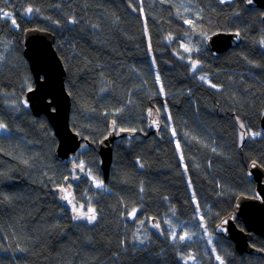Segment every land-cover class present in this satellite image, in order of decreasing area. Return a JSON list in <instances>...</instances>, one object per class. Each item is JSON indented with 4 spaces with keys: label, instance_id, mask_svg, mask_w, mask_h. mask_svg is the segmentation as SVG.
Segmentation results:
<instances>
[{
    "label": "trees",
    "instance_id": "1",
    "mask_svg": "<svg viewBox=\"0 0 264 264\" xmlns=\"http://www.w3.org/2000/svg\"><path fill=\"white\" fill-rule=\"evenodd\" d=\"M263 17L241 0H0V264H216L194 215L209 208L214 233L237 197L254 196L251 162L264 168ZM29 28L55 35L67 72L83 145L62 162L48 119L25 99L34 87ZM223 31L242 43L213 57L206 40ZM183 42L199 47L195 72ZM153 109L160 137L118 139L105 184L98 144L112 123L146 134ZM69 187L95 221L74 219L60 197ZM179 225L190 249L173 242ZM215 237L225 264H264ZM252 245L264 252V238Z\"/></svg>",
    "mask_w": 264,
    "mask_h": 264
},
{
    "label": "water",
    "instance_id": "2",
    "mask_svg": "<svg viewBox=\"0 0 264 264\" xmlns=\"http://www.w3.org/2000/svg\"><path fill=\"white\" fill-rule=\"evenodd\" d=\"M250 9L264 10V0H241ZM264 20V17H263ZM237 33H219L207 38L208 50L213 57H219L236 47L242 41ZM24 57L29 64L34 79V87L25 94L26 102L34 117L44 116L48 119L57 139L55 158L65 161L75 154L83 145V139L71 127L72 97L66 88L67 72L62 58L56 51L55 35L46 30L29 28L24 33ZM147 133L120 131L116 132L112 123L108 136L100 141L98 154L103 181L109 183L113 163L115 142L126 137L154 136L159 138L163 128V119L157 109L149 115ZM155 121V122H154ZM264 131V114L260 120ZM250 173L255 182L254 196L237 197L232 211L214 227L215 235L230 241L240 255L264 257V252L255 248L252 241L255 237L264 238V168L257 162H251ZM67 196L68 199H62ZM61 200L69 207L73 217L74 194L69 187L61 194ZM69 200L72 203H69ZM242 224V227L238 226ZM153 224L157 225L154 219Z\"/></svg>",
    "mask_w": 264,
    "mask_h": 264
},
{
    "label": "rangeland",
    "instance_id": "3",
    "mask_svg": "<svg viewBox=\"0 0 264 264\" xmlns=\"http://www.w3.org/2000/svg\"><path fill=\"white\" fill-rule=\"evenodd\" d=\"M221 1L222 2H228V1H232V0H221ZM184 43L185 42L181 43V44H183L182 46H185L181 51L185 54L186 57H188V61L190 63L196 62L194 59H192V55L197 53V51L199 50V47L196 44L193 43V46L191 48V46H189L187 43L186 44H184ZM186 48L187 49H191V51H186L185 50ZM197 66H198V62H197ZM3 133H6V131H5L3 126H0V135L3 134ZM92 181H93V184H94L95 188H97V189L103 188L104 183H103L102 180H99V179H97V178L92 176ZM97 184H100V186L97 187ZM65 190H67V188ZM231 191L232 190H229V193ZM229 193H228V195H229ZM207 211H209V208H207L205 211L197 210V212L195 213L194 217L197 219V221L200 222V223H198V225L202 229V231L204 233V236L208 237L206 239L207 240V245H208V247H210V248H212L214 250V255L216 257V264H221V261H223V264H225V261H224L223 257L219 254V250H218V247L220 246L219 244H221V243H219L216 240V237H215L216 235L212 232V230L210 231V229H209L208 223H209V220H210V216L207 215ZM184 233H186V232L184 231V229H182V225H179L177 227V229H175V231H174L176 239H173V242L179 243L180 250L182 249L181 247L183 245L187 246V249H190L188 246L190 245V242H191V238H190L191 234L188 235L187 237H185V239L181 240L180 236L184 235ZM191 257H193V256L190 253L189 258H191ZM217 257H219V259H217ZM188 262H189V264H197L198 260H196L194 258H191V260H189Z\"/></svg>",
    "mask_w": 264,
    "mask_h": 264
},
{
    "label": "snow or ice",
    "instance_id": "4",
    "mask_svg": "<svg viewBox=\"0 0 264 264\" xmlns=\"http://www.w3.org/2000/svg\"><path fill=\"white\" fill-rule=\"evenodd\" d=\"M247 2L249 4H251L252 3V0H247ZM31 11H32L31 8L27 9V12L30 13ZM3 15L6 16L7 18L11 19V23L13 25L16 24L15 19L12 18V15L10 13H3ZM73 22H75V21H73ZM185 22L186 23H191V21H185ZM16 26L18 27V25H16ZM236 35L239 36V33H237ZM262 43H264V41H262ZM185 50L186 51H191V49H187V48ZM196 68H197V62H192V71L195 72L196 71ZM200 79L205 80V81L207 80V78L204 77V76H201ZM243 127H244L243 124H241V128H243ZM253 135H255V134H253ZM80 167H81V169H83V163L82 162L80 164ZM99 186H100V184H97V187H99ZM62 199H68V197L67 196H64V197H62ZM69 203H72V201L69 200ZM73 211H75L77 213L76 216L74 217V219H87L89 223L95 221V219H96L95 209L94 208H89L88 209V212H84L83 211V205H81L79 209H77L76 205H73ZM130 215L133 218H135L136 209H133L132 212L130 213ZM155 226L156 227H159V225H155ZM187 236H188V234L187 233H184V235L180 236V239L183 240ZM173 239H176L175 234H173ZM217 259H219V257H217ZM221 264H223V261H221Z\"/></svg>",
    "mask_w": 264,
    "mask_h": 264
},
{
    "label": "bare ground",
    "instance_id": "5",
    "mask_svg": "<svg viewBox=\"0 0 264 264\" xmlns=\"http://www.w3.org/2000/svg\"><path fill=\"white\" fill-rule=\"evenodd\" d=\"M219 33H228V32H226V31H223V32H216V33L211 34L208 38H210V37H212V36H214V35H217V34H219ZM241 43H242V41L240 42V44H241ZM240 44H239V45H240ZM239 45H238V46H239ZM238 46L233 47V48H231L230 50L235 49V48H237ZM230 50H228V51H230ZM228 51H227V52H228ZM227 52H226V53H227Z\"/></svg>",
    "mask_w": 264,
    "mask_h": 264
}]
</instances>
